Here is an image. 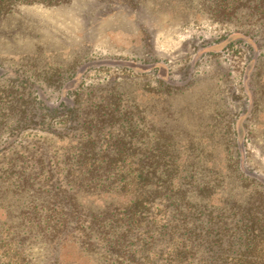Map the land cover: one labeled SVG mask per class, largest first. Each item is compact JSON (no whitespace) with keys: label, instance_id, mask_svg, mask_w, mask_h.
Here are the masks:
<instances>
[{"label":"trees","instance_id":"obj_1","mask_svg":"<svg viewBox=\"0 0 264 264\" xmlns=\"http://www.w3.org/2000/svg\"><path fill=\"white\" fill-rule=\"evenodd\" d=\"M66 1L0 0L7 11L18 4ZM217 4L220 18L240 26L210 42L215 46L208 53L239 43L255 54L254 64L264 56V0ZM133 62L91 64L138 67ZM15 73L10 80L20 82L21 89L3 90L11 96L6 109L14 107L11 100L22 98L19 90L27 89L28 99H22L21 115L0 139V153L20 144L24 134L71 140L80 134L60 159L23 147L21 155L9 157L0 168V264H264V198L210 204L215 188L198 176L193 161H186L189 156L180 155L172 135L163 134L165 140L152 147L134 146L140 139H133L130 111L119 115L117 128L108 124L116 134L108 148H98V130L86 132L88 121L80 114L82 84H76L75 74L49 100L38 98L30 77ZM7 74L0 64V79ZM98 122L97 116L93 127ZM241 133L234 130L233 145L238 146ZM245 157L237 147L233 159L242 176ZM245 177L264 187V174Z\"/></svg>","mask_w":264,"mask_h":264},{"label":"rangeland","instance_id":"obj_2","mask_svg":"<svg viewBox=\"0 0 264 264\" xmlns=\"http://www.w3.org/2000/svg\"><path fill=\"white\" fill-rule=\"evenodd\" d=\"M217 1L68 0L55 6L18 4L9 11L0 2V64L8 69L0 79V139L21 115L22 99H28V90H19L22 98L6 109L11 96L3 90L21 89L10 80L16 71L35 81L39 99L49 100L75 74L76 84H82L80 114L92 119L86 132L98 130V148H108L116 134L108 124L117 128L119 115L130 111L133 139H140L134 146L152 147L165 140L163 134L172 135L180 155L189 156L198 176L215 188L210 204L264 198V187L245 177L264 174V56L250 64L255 54L239 43L208 53L215 46L210 42L240 26L219 17ZM92 60L139 65L98 68ZM236 128L242 132L238 146L230 142ZM21 139L0 153L1 169L23 147L55 160L73 144L45 134ZM237 147L246 154L243 176L235 170Z\"/></svg>","mask_w":264,"mask_h":264}]
</instances>
